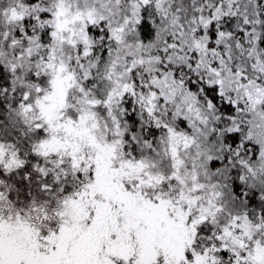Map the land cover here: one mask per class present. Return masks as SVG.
I'll list each match as a JSON object with an SVG mask.
<instances>
[{
	"label": "snow or ice",
	"instance_id": "obj_1",
	"mask_svg": "<svg viewBox=\"0 0 264 264\" xmlns=\"http://www.w3.org/2000/svg\"><path fill=\"white\" fill-rule=\"evenodd\" d=\"M0 264H264V0H0Z\"/></svg>",
	"mask_w": 264,
	"mask_h": 264
}]
</instances>
